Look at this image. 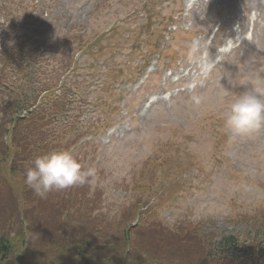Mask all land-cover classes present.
<instances>
[{
    "label": "rangeland",
    "instance_id": "374dc122",
    "mask_svg": "<svg viewBox=\"0 0 264 264\" xmlns=\"http://www.w3.org/2000/svg\"><path fill=\"white\" fill-rule=\"evenodd\" d=\"M18 1L26 15L19 17L26 22L23 40L33 34L53 47L34 53L33 63L45 67L83 46L74 83L85 97L80 106L90 104L98 118L78 122L79 134L71 132L75 119L56 125L61 140L56 137L50 153L70 152L85 169L97 163L101 171L93 177L99 189L89 180L44 199L33 193L26 204L19 188L25 177L14 180V189L0 188V235L11 245L1 264H14L19 255V264H207L205 251L215 237L239 236L264 219V126L239 134L221 129L239 96L264 102V0H189L188 6L186 0H51L46 26L30 23L32 0ZM157 39L164 46L160 56L148 46ZM23 45L18 50L28 51L29 41ZM8 49L16 54L14 45ZM143 58L153 70L145 71L151 72L142 89L130 86L125 97L116 84L144 71L138 70ZM7 145L0 141V156ZM179 166L182 189L163 204V178L176 181ZM147 199L152 208L136 220ZM67 207L75 212L64 218ZM198 221L214 223L212 243L204 251L176 247L200 237ZM125 247L131 258L119 256ZM172 254L184 262L168 259Z\"/></svg>",
    "mask_w": 264,
    "mask_h": 264
},
{
    "label": "clouds",
    "instance_id": "9594fccd",
    "mask_svg": "<svg viewBox=\"0 0 264 264\" xmlns=\"http://www.w3.org/2000/svg\"><path fill=\"white\" fill-rule=\"evenodd\" d=\"M225 123L238 134L264 126V102L250 93L239 96L230 105ZM24 175V183L44 199L52 191L84 186L94 177L95 169H85L70 152L58 151L37 156Z\"/></svg>",
    "mask_w": 264,
    "mask_h": 264
},
{
    "label": "trees",
    "instance_id": "16d2710c",
    "mask_svg": "<svg viewBox=\"0 0 264 264\" xmlns=\"http://www.w3.org/2000/svg\"><path fill=\"white\" fill-rule=\"evenodd\" d=\"M20 92H21V90H19V89L12 90L10 92L8 104L11 107H14V105L17 101V94ZM236 245H237V241H236L235 237L234 236H228V237H225V238L218 240L216 249H218L220 251V250H223L224 247H228V246L233 247ZM10 248H11V245H10L9 241L6 238H4L3 236H0V260L5 257L6 252L10 253V251H9ZM257 256H258V258H261V257L264 258V248H262V247L259 248Z\"/></svg>",
    "mask_w": 264,
    "mask_h": 264
}]
</instances>
